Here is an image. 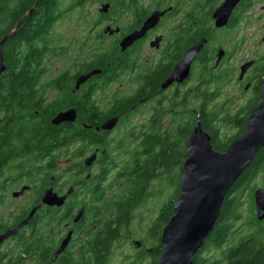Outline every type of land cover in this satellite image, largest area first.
Listing matches in <instances>:
<instances>
[{
  "label": "flooded vegetation",
  "instance_id": "flooded-vegetation-1",
  "mask_svg": "<svg viewBox=\"0 0 264 264\" xmlns=\"http://www.w3.org/2000/svg\"><path fill=\"white\" fill-rule=\"evenodd\" d=\"M39 1L15 23H1L10 27L2 38L16 35L20 45L13 52L1 46L5 69L0 78L5 79L13 58L15 74L29 66L35 80L27 89L30 97L15 100L12 110H0V234L35 213L0 244V264H108L117 251L121 264H156L166 223L155 243L149 230L160 213L142 238L133 237L130 225L138 205L154 195L149 180L161 173L144 179L142 199L135 204L139 168L162 151L185 152L201 111L212 117L209 108H225L234 98H246L243 106L255 107L264 79V49L253 59L233 61L250 39L239 30L258 19L246 16L256 1L103 0L100 7L109 4L108 11L98 12L87 26L65 21L60 44L53 38L55 24L86 0H56L61 17H53V10L46 15L49 22L42 12L34 13ZM154 12L160 13L157 23L121 49L120 42L139 32ZM32 38L41 52H29L26 42ZM199 42L187 77L169 81ZM63 113L69 118L55 124ZM47 131L57 138L45 153L37 152L33 139L23 147L22 136L40 132L42 138ZM150 139L166 140L167 147L148 146ZM263 158L264 147L254 158L258 168H264ZM48 190L64 198L62 205L42 202Z\"/></svg>",
  "mask_w": 264,
  "mask_h": 264
},
{
  "label": "water",
  "instance_id": "water-1",
  "mask_svg": "<svg viewBox=\"0 0 264 264\" xmlns=\"http://www.w3.org/2000/svg\"><path fill=\"white\" fill-rule=\"evenodd\" d=\"M108 9L109 4H103L98 12L106 13ZM219 14L222 13H216ZM159 16L158 12L152 13L139 32L128 35L120 42V48L130 46L142 33L157 23ZM108 30L109 28H105L104 32ZM4 40L0 41V49ZM202 44L203 42H199L185 53L183 62L173 69L169 81H180L187 77L189 64ZM250 65L251 62L246 63L241 72L247 70ZM4 69L0 50V75ZM67 118L68 114L63 113L54 120V123H60ZM185 147V158L179 175L180 188L172 204L173 215L162 232L163 252L156 264H193L194 255L201 250L205 239L218 221L226 194L253 161L256 153L264 147V79L256 105L241 135L233 140L224 152L212 149L211 136L202 130L200 120L194 125ZM252 196L255 219L261 222L264 220V187L255 189ZM63 201V197L58 198L49 190L45 191L42 197V202L48 205L60 206ZM34 213L35 209L15 228L1 233L0 244L28 224ZM66 244L65 241L56 254Z\"/></svg>",
  "mask_w": 264,
  "mask_h": 264
},
{
  "label": "trees",
  "instance_id": "trees-1",
  "mask_svg": "<svg viewBox=\"0 0 264 264\" xmlns=\"http://www.w3.org/2000/svg\"><path fill=\"white\" fill-rule=\"evenodd\" d=\"M35 1L36 0H22V1L0 0V41L5 39L4 47L8 49V52H13L17 47H19L20 39H17L16 35L9 37L7 40H6L7 37L2 38V36L5 34V32L9 30L10 27L5 28L1 25V23H3L4 21H10L12 24L15 23L17 20H19V18L22 16L23 13L29 11L30 8L32 9ZM55 8H56V0H43V1H39L37 6H35L36 10L34 11V13L42 12V14L45 16L46 19L44 21L49 22L51 21L50 16L47 17L46 15L47 13L51 14V12ZM26 43L28 50H30L29 52L31 53L41 52V50H38L34 38L27 40ZM43 47H45V43ZM13 61H14L13 58L10 59L8 66V73L5 76V79L2 80V78H0V110L3 111L12 110L15 100L21 102L22 98L25 95H27L28 97L32 95L27 90L31 87V84L33 85V81L35 80L33 76H30L29 73L30 67L27 66L26 68H24L25 71L19 75L15 74L14 72L15 66L13 64ZM251 111L252 110H250V114ZM201 115L202 116L200 120L202 122V127L211 136L212 138L211 145L213 150L216 152H224L226 150L225 148L228 147V145L233 140L238 138L244 129L243 126V128L240 129L239 135L234 138L228 139L227 141L229 140L230 141L226 145L221 144L218 140L217 131L213 128V124H212L213 116L211 117L205 114L204 111H201ZM239 117L240 116L237 114L234 116L233 119ZM248 118L245 120L244 124H246ZM15 122H16L15 119L10 121V123L12 124ZM9 126H11V124ZM12 126L11 129L13 128ZM43 135L45 136L44 137L42 136V138H40L41 137L40 132H37L34 133L33 135H30L31 136L30 138L22 136L21 142H26V143H22L24 145L23 147H27L30 139H33L34 142L36 143L37 152H39V154L45 153L47 149H49L50 147L48 143L56 141L55 139L57 138V136H55L56 134L54 133V131L52 133L47 131L43 133ZM5 141L8 142V139L6 138ZM147 143L148 146L151 143V145H156V144L159 145L160 148H163V146L167 147L166 140L150 139L147 141ZM162 152L163 153H161V155L159 156L158 155L150 156L146 162V165L142 168H139L140 170L139 177L135 182L133 199L136 200L141 198L143 194L144 179L152 177L154 172H160V173L163 172L164 168H157L158 166L170 167L172 164L176 162L175 160H172L173 157H177V156L178 158H180L178 164L181 165L182 161L185 158V152H181V153H177V152L167 153L166 151H162ZM1 158H3V156L2 153L0 152V160ZM253 162L254 159L250 163V165L243 171V173L240 175V177L236 180V182L233 184V186L226 194L225 199L221 206V212L218 218V222L216 223L214 229L211 231V233L204 241V245L202 249L209 246L212 247L213 249L220 252L221 255L220 259H215L212 261H207V260L203 261L201 260L200 257L201 250H199L195 254L197 255L198 258L195 260L194 258L195 255L193 257V264H264V227H262L263 222H258L255 219L254 203L252 196L253 193L250 192V195L248 194V217L246 219L247 228L245 229V231L241 229L236 230L235 228H233V223L239 218L238 205H239V196L241 194V191H243V189L247 187L253 175L259 169L258 161H255L254 164ZM251 168L252 171L248 173L247 171L250 170ZM231 192L234 193L233 196L235 197H233L232 199H228L227 197ZM177 195L178 192L175 195V199ZM132 206H134V204ZM172 215H173V211H171L170 215L166 217V219H164V222L166 224ZM98 253L100 254L101 251ZM100 257L102 258L103 255L101 254Z\"/></svg>",
  "mask_w": 264,
  "mask_h": 264
},
{
  "label": "rangeland",
  "instance_id": "rangeland-1",
  "mask_svg": "<svg viewBox=\"0 0 264 264\" xmlns=\"http://www.w3.org/2000/svg\"><path fill=\"white\" fill-rule=\"evenodd\" d=\"M101 1L103 0H86V2L82 6L74 11L71 10L69 12V16L63 18L61 22L55 24V27L53 28V38H55L57 44L61 43V39L66 33L68 22L65 23V21L80 22L81 24H83L82 27L87 26L88 23L96 20V17L98 16V8H100ZM255 1L256 4L254 9L246 13V16L252 15L253 18L258 19L255 24H251L239 30V33H244L245 37L250 39H247V41L245 42L246 45L244 50L241 51L240 54L236 55L233 63L241 59H253L254 57L258 56L261 50L264 49V43H262L261 41V39L264 37V0ZM65 4L66 3L62 2V7H64ZM59 12L61 11H58L57 8H55L53 17L54 15L61 17V13ZM250 36H255L253 41L252 37ZM229 91L230 94L228 96H232V91ZM234 99L235 102L232 101L231 103H228L227 105H225V108L219 109L217 107H213L208 109L214 116L213 128L217 131V135L219 136L218 140L221 144L225 145L230 141H227L228 139L234 138L239 135L240 129L245 126V120L249 117L250 110H252V106H243L242 103H244L246 98L243 99V102H238L239 99ZM237 114L240 117L233 119ZM140 116L141 114L138 115V119L140 118ZM172 160H175L176 162L170 167H162L164 168V170L161 173V177H155L149 180L147 188L150 189L149 193L154 195L145 198V200L140 205H138L137 209L134 211V218L131 222L130 228L135 239L142 238L143 233L146 231V229H148V227H150L153 222H156L158 220V215L160 213V220L156 224L152 225L149 230V239L151 243H155L160 228H163L164 219H166V217H168L170 215V212L172 211L171 209L175 199V195L177 192H179L180 188V184L178 181L181 167V165L178 164L180 160L178 156L173 157ZM254 163L255 160L253 164ZM251 171L252 168L247 172L249 173ZM111 177L112 175L109 176V179L107 181L108 183H110ZM261 187H264V168H259L253 175L247 187L244 188L243 191H241L238 205L239 218L233 223V228H235L236 230L241 229L245 231V229L247 228L246 219L248 217V194L250 195V192L253 193V190ZM157 191L160 193H157ZM233 194V192L229 193V196L227 198L232 199L233 197H235L233 196ZM108 195H111L110 191L108 192ZM134 202L136 204L135 199ZM130 203H132V201H130ZM261 222H263L262 227H264V220ZM151 246L152 245L150 244V247ZM126 251L127 253H129L128 250ZM220 256V252L210 246L203 249L201 248L200 257L203 261L220 259ZM194 258L196 260L198 258L197 255H195ZM108 264H121L118 251L115 253L114 257H112L111 259V262H109Z\"/></svg>",
  "mask_w": 264,
  "mask_h": 264
},
{
  "label": "bare ground",
  "instance_id": "bare-ground-1",
  "mask_svg": "<svg viewBox=\"0 0 264 264\" xmlns=\"http://www.w3.org/2000/svg\"><path fill=\"white\" fill-rule=\"evenodd\" d=\"M55 126V125H54Z\"/></svg>",
  "mask_w": 264,
  "mask_h": 264
}]
</instances>
